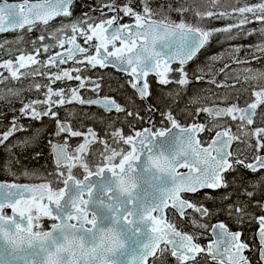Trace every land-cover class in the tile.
<instances>
[{
	"label": "snow or ice",
	"instance_id": "snow-or-ice-1",
	"mask_svg": "<svg viewBox=\"0 0 264 264\" xmlns=\"http://www.w3.org/2000/svg\"><path fill=\"white\" fill-rule=\"evenodd\" d=\"M75 3L0 0V33L43 26L53 41L44 43L41 34L33 53L0 63L9 73L0 72V84L37 76L48 81L26 89L43 90V99L25 103L23 90L16 88L0 93V102L13 105L16 98L21 104L18 110L13 106L18 114L8 124L0 119V172L9 177L0 180V264H264V67L251 66L264 61V0H199L196 6L191 0H110L79 17ZM105 8L115 14L107 16ZM57 18L58 26L53 24ZM252 24L259 27H247ZM240 33L259 37L248 45L251 59H241V47L231 45ZM213 42L229 46L189 71ZM69 61L83 67L50 71ZM233 64L246 65L243 75ZM97 67L125 74L132 95L124 103L101 96V82L83 75L84 69ZM220 75L223 80L216 78ZM149 77L165 88L175 85L163 97L173 104L193 82L236 95L231 103L230 94L219 97L221 106L207 103L209 95L194 93L181 109L192 119L182 123L171 106L161 110L149 102ZM72 80L76 87H52ZM84 89L95 98L81 95ZM249 89L250 100L241 106V93ZM73 103L107 114L105 130L74 127L71 112L61 117L58 109ZM157 114L159 126L152 119ZM24 118L40 127L21 123ZM45 118L54 122L51 132ZM145 121L150 127H137ZM74 138H79L75 144ZM43 141L53 169L38 172L25 157H40L36 149ZM221 189L219 197L213 195ZM220 215L226 219L209 223ZM227 221L240 227L255 221L258 247L242 240L243 232Z\"/></svg>",
	"mask_w": 264,
	"mask_h": 264
},
{
	"label": "rangeland",
	"instance_id": "rangeland-1",
	"mask_svg": "<svg viewBox=\"0 0 264 264\" xmlns=\"http://www.w3.org/2000/svg\"><path fill=\"white\" fill-rule=\"evenodd\" d=\"M101 2H103V1L96 0V4H99ZM102 5L103 4H99L98 8H100ZM78 6H79V3L74 6V9L77 10L76 7H78ZM82 11L84 12V11H87V10H82ZM82 11H80L79 13L77 12L76 17H79L83 13ZM105 13H106L107 16L114 15V13H110V12H105ZM93 15L100 16V12L99 11L93 12ZM101 18H104V17H101ZM58 22H59V20L57 22H55V24L57 26H58ZM64 22L65 23H68L67 20H65ZM213 23L216 26H222V22H213ZM247 27L248 28H253V27H259V25L258 24H252V25H248ZM33 32L34 31H32V33ZM41 34H44L46 36V40L44 41V43H49V44L53 43V41L50 38H48L49 33L47 31H43V28L40 29V35ZM34 41L36 42L35 46L36 47H39L40 46V42L38 41V36L35 35L34 39H31L30 37L25 36V40L21 44L13 45V46H7V48H0V63H2L4 60H7V59H15L14 53H17L16 50H20L24 54L33 53V50H34V44H33V42ZM11 42H12V40L9 41L8 43H11ZM258 42H259V37L258 36H246L244 33H240L233 41H231V45L232 46H240L241 47V51L239 52V54H242V57L241 58L245 59L248 56V58L251 59V54H250V50L248 48V45H251V44H254V43H258ZM228 46H229L228 44H223V42H221V43L213 42V44L211 45V47L208 48L207 52H205L203 55H201L197 61H195L192 64H190L189 71H191L192 69L196 68L197 66H203V62H204L206 56H208L210 54H214L216 52L223 51L224 48H227ZM53 51L55 52V51H63V50L62 49H59V48H54ZM22 53H20V55ZM8 56H11V57L2 60V58L8 57ZM41 56L43 58H46L47 59V54L46 55L45 54L44 55L42 54ZM245 66L246 65H235V64H233L232 65V68H235L238 72H241L242 68L245 67ZM251 66L252 67H255V68L264 67V61H252ZM71 67H83V66H81V65H75L73 62H69L68 65L65 66L64 68L67 69V68H71ZM88 69L90 70L91 68H88ZM88 69H84L83 70V75L86 76V77H90L86 73V71ZM44 70L45 71H49V69H43V71ZM21 71L22 72H30L31 69L30 68L29 69H21ZM50 71L55 72L57 70L50 69ZM0 72H4L5 76H8L9 75V73L7 71H5L3 68H0ZM73 74L75 75V73H73ZM241 75H243L242 72H241ZM111 76L112 77H117V76H113V75H111ZM220 76L224 79L223 75H220ZM91 78L93 80H99V81H101V79H100L101 77L100 78H97V77L96 78H93V77H91ZM118 79L120 80L119 77H118ZM33 82L45 84L48 81L44 77H39V76H37L35 78L28 77L27 79L22 78L21 81H12V80H9V81H6L5 84H0V93L7 94L6 93V88H16V89L23 90L22 91V97L21 98L24 101H29V100H33V99H43L44 98L43 97V90H41L40 92H37L35 90H32V91H27L26 90L29 87V85L31 83H33ZM71 82H73V85L70 84ZM231 82L232 81H229V83H231ZM77 84H78V82L75 81V80H72V81H58V82H56V84L52 85V87L53 88H57V89L63 87V88H66L67 89L69 87H76ZM101 84L103 86L102 81H101ZM169 87L171 89H173V88H175V85H169ZM241 87H242L241 84H237L236 85V88H238V89L241 88ZM123 89H124V87L120 90L121 92H119V93L115 92L118 95V97L121 96V94L125 91ZM102 90L100 92H102ZM87 92L93 93V92H91V91H89L87 89H84V90H81V95L85 96L87 94ZM250 92H251V90H250ZM250 92L249 93H241V99H249L250 100ZM194 93H200L202 95H209V96H211L212 98L209 101H207V103H209V104L212 103V100H215L217 103L223 104V102L219 99V97L224 96L226 94H230V99L228 100V103H231V102H233V100L231 99V97H234L236 95V93H235L234 90L224 89V88L199 89V90L197 88H194V89H192L190 91L189 97H191ZM213 93H215L216 95H212ZM103 95H107V94L105 93V94H102L101 96H103ZM189 97H187L186 99H184L185 100V103H186V100ZM12 99H13V105H9L7 103L6 104L7 106L5 105V110L7 111V114H12V113H13V115L14 114H18V113H15L13 111V106H14V108L16 110H18V108L21 107V104L19 103V101L16 98H12ZM164 101H165V104H168L169 103L165 99H164ZM185 103H184V105H185ZM240 103H241V106H243L244 101H240ZM76 105L80 109V113H81L83 110L76 103L67 104V105L59 108L58 110H60V112L63 111V112H66V113L71 112L73 114H77V112H76L77 111ZM137 105H139L142 108V105L139 104L138 102H137ZM84 110L86 111L87 109L84 108ZM175 111H176V114L177 115L181 114V116L184 115L185 117H187V115H185L180 109H176ZM82 116H83V114H82ZM87 116H88V120L86 118H84V120H81L82 122L78 125L80 127H76V128H80L81 130H86L88 127H92L93 128V126H95L97 128H102V125H101L102 122L100 120V117L101 116H98L95 112H93L91 110L89 111V113L87 114ZM201 118H203V116ZM23 120H26L27 121L28 119L27 118H24L20 122H23ZM83 122H86V123L83 124ZM99 122H100V124H99ZM87 123H90L91 125L90 124H87ZM182 123H184V122H182ZM17 135L18 136H22V135H25V134L24 133H19ZM77 141L78 140L74 139V141H71V142L73 144H75ZM94 147H98V146H94ZM21 182H25V183H38L39 181L38 180H23ZM224 191L225 190H222V191L213 193V195L216 196V197H219ZM205 203L206 204H208V203L210 204V206H208L210 209L214 207V204H213L212 201H205ZM256 214L259 215L260 213L257 211ZM225 219H226L225 216L220 215V216L213 217L209 221V223L212 224L214 220H217L218 221V220H225ZM227 222L229 223V226L232 228V230H234V231L235 230H240V231L243 232V235L241 237L242 240H244V241H246L248 243H253L254 238H255L256 228H257V224L255 223V221L252 222L253 223L252 225H250L248 223H245L242 227L233 224L231 221H227ZM185 230L191 231L190 228H185ZM207 239H210V236ZM207 239L201 238L200 241L206 242ZM169 264H173V262L170 260L169 261Z\"/></svg>",
	"mask_w": 264,
	"mask_h": 264
},
{
	"label": "trees",
	"instance_id": "trees-1",
	"mask_svg": "<svg viewBox=\"0 0 264 264\" xmlns=\"http://www.w3.org/2000/svg\"><path fill=\"white\" fill-rule=\"evenodd\" d=\"M103 2L99 3V4H104V3H109L110 0H101ZM191 2L193 3V6H196V4L199 2V0H191ZM250 2H255V0H250ZM79 6L76 7L77 10L74 9V16H76L77 12L79 13L82 10H88L90 7H95L98 8L99 4H96V0H79ZM76 3V5L78 4ZM97 12V11H95ZM239 57H242V54H239ZM248 58V56H247ZM243 59V58H241ZM250 59V58H248ZM190 65L188 66V69ZM60 68H63L62 65H57L56 67H54V70H59ZM89 72V76L91 77H97V78H102V92L100 93V95L105 94L107 92V94L109 96H113L116 97L118 101H120L121 103H124V101L132 95V89L130 87H128V85L126 84V79L127 77L123 76L122 74H119L118 72H114L115 75L117 76V78H113L111 77L108 73L104 74L101 72V69L99 68H95L92 69V71H89V69L86 71ZM93 73H95L96 75H93ZM118 77L120 78V80L118 79ZM218 80H223V78L221 76H217L216 77ZM150 83H151V88L153 91V98L149 101V102H155L157 103L161 110H165L167 107L171 106L172 110L174 111V113L176 114V109H183L185 107L184 103L187 97H189V93L192 89L197 88L199 89H216L215 86L210 85L206 82H193L192 84H190L187 88V92L184 96H182V98L179 100L178 103L173 104L171 100H167L169 103L165 104V101L163 99L164 97V93H166L167 91H169L171 88L169 86H167L166 88L163 86L158 85L155 80L152 77H149ZM101 82V81H100ZM71 85H73V82L70 83ZM242 85V83H241ZM110 86V87H109ZM122 86V87H120ZM243 86H247V85H243ZM124 87L123 90H125L121 96L118 97V95L115 93H119L121 92L120 90ZM251 89H249L250 92ZM166 100V99H165ZM245 99H240V101H244ZM139 104H141L139 101H137ZM7 104V103H6ZM6 104H0V113H4L5 115L3 117H0V119L4 120L5 124H8L9 120H11L13 113L12 114H7V111L5 110V105ZM143 107V104H141ZM7 106V105H6ZM80 107V106H79ZM83 111L80 113V109L77 107V114L72 115V117H69L70 121L72 122L74 127H80L78 126L82 121L84 120V118H86L88 120V116L87 114L89 113L90 110H84L83 107H80ZM12 111V110H11ZM91 111L95 112L98 116H104L105 120L104 122L101 123L102 128H97L95 126H93L94 129H96L99 132H102L105 130V123L108 119L107 114L103 113L101 110H96V109H91ZM60 112V110H59ZM62 113V114H61ZM146 112H144L145 115ZM68 113L66 112H60L61 117L66 116ZM83 114V116H82ZM76 116V117H75ZM85 116V117H84ZM177 118L181 121V122H189L192 118L190 116L185 117L184 115L181 116V114L177 115ZM75 117V118H74ZM155 117V116H154ZM114 118V117H113ZM24 123V120H23ZM86 122H83V124H85ZM32 124L34 127H40V124H38L37 122L34 121H29L28 124L29 125ZM90 124V123H87ZM100 124V122H99ZM43 125L44 127L47 129L48 132H51L55 125L54 122L50 121L48 118H45L43 121ZM91 125V124H90ZM3 130V129H0ZM79 138H77L76 140H78ZM74 141V139L72 140ZM37 151H40L42 154L40 157L33 159L31 154L26 155L25 157V164L33 169L36 170L38 172H44L45 170L51 171L53 169V164H52V157L50 156L49 152H48V148H47V144L46 141H43L40 145V147L38 149H36ZM0 155H3L2 150H0ZM3 179H9V177L6 175V173L0 172V180ZM229 191H231V189H229ZM212 205V204H211ZM207 206H210V204L208 203ZM253 223H251L250 225H252ZM257 229V228H256Z\"/></svg>",
	"mask_w": 264,
	"mask_h": 264
},
{
	"label": "flooded vegetation",
	"instance_id": "flooded-vegetation-1",
	"mask_svg": "<svg viewBox=\"0 0 264 264\" xmlns=\"http://www.w3.org/2000/svg\"><path fill=\"white\" fill-rule=\"evenodd\" d=\"M9 1H12V2H16V0H9ZM78 2H79V0H78ZM115 14V13H114ZM61 19V18H60ZM59 18H58V20H60ZM57 20V21H58ZM56 21V22H57ZM123 22H128L127 21V18H125V20L123 21ZM53 24H55V22H53ZM43 28V26H37V28H36V30H34V32L32 33V32H28L27 30H24V31H20V30H17L16 32H8V33H5V34H1L0 35V44L2 45V47H0V48H7V46H13V45H18V44H21L24 40H25V36H28V37H30L31 39H34V37H35V35H37V36H39L40 35V29H42ZM17 36V37H16ZM12 40V42L11 43H8L9 41H11ZM81 43H82V41H81ZM17 51V53H14V56H15V58H16V56L18 57L19 55H20V53H22V51H20V50H16ZM11 56H8V57H4L3 59H7V58H10ZM40 59H44V58H42V56L40 57ZM53 69V68H52ZM101 72L103 73V75L104 74H106V73H108L110 76L111 75H113V76H116L115 75V70L114 69H112V68H104V69H101ZM112 77V76H111ZM93 78H95V77H93ZM113 78H117V77H113ZM101 81H103V80H101ZM106 94H107V92H106ZM108 95V94H107ZM86 99L87 98H93V97H95L94 96V93H90V92H87V94L84 96ZM25 103L26 102H28V101H24ZM0 104H6V102H0ZM81 107H83L82 105H80ZM19 109V108H18ZM88 110H91V109H94V108H87ZM141 114L142 115H144V112H141ZM148 114L147 113H145V116H147ZM70 117H72V116H70ZM121 117H122V114H121ZM152 119L153 120H155L156 121V123H157V125L159 126V122H160V119H161V117H160V115L159 114H157V115H155V117H152ZM201 119H203V118H201ZM22 123V122H21ZM257 123L259 124V117L257 118ZM117 126H120L119 124H117ZM147 126V123H146V121L144 122V123H142V124H138L137 125V127H146ZM149 127H150V125H149ZM125 130L127 131V128H125ZM233 131H235V128H233ZM233 147H235L234 145H233ZM242 172H243V170H241ZM243 174L245 175V176H250L251 174L250 173H248V172H243ZM217 222V220H214L213 221V223H216ZM212 223V224H213ZM200 243H202V244H206L207 243V241L206 242H204V241H200ZM253 248H256V247H258V244H257V241H256V239L254 238V241H253V243H249ZM246 255H249L250 257H255V255H256V253L255 252H252V253H248V252H246Z\"/></svg>",
	"mask_w": 264,
	"mask_h": 264
},
{
	"label": "water",
	"instance_id": "water-1",
	"mask_svg": "<svg viewBox=\"0 0 264 264\" xmlns=\"http://www.w3.org/2000/svg\"><path fill=\"white\" fill-rule=\"evenodd\" d=\"M78 1V0H77ZM104 12H111V11H109L108 9H104ZM58 19V18H57ZM6 33H8V32H6ZM1 34H5V33H0V35ZM175 66V65H174ZM110 68H112V69H114V70H116L115 68H113V67H110ZM117 71V70H116ZM118 73H120V74H123V73H121V72H119V71H117ZM125 75V74H124ZM83 106H85V107H96V106H88V105H83ZM221 106H224V105H222L221 104ZM97 108V107H96ZM146 127H149V125L147 124V126ZM182 171H183V169H181ZM7 211H9V213H10V210H7ZM257 227H258V225H257ZM256 239V238H255Z\"/></svg>",
	"mask_w": 264,
	"mask_h": 264
},
{
	"label": "bare ground",
	"instance_id": "bare-ground-1",
	"mask_svg": "<svg viewBox=\"0 0 264 264\" xmlns=\"http://www.w3.org/2000/svg\"><path fill=\"white\" fill-rule=\"evenodd\" d=\"M83 12V11H82ZM44 55V54H43ZM46 55V54H45ZM43 58V57H42ZM46 59V58H45ZM108 68H110V67H108ZM43 70V69H42ZM45 71V70H44ZM120 74V73H119ZM123 76H125L124 74H122ZM31 97V96H30Z\"/></svg>",
	"mask_w": 264,
	"mask_h": 264
}]
</instances>
